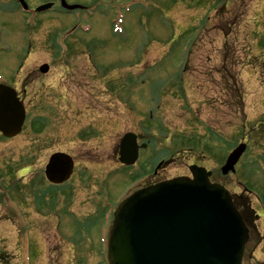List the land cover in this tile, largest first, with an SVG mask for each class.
Masks as SVG:
<instances>
[{"label":"rangeland","instance_id":"374dc122","mask_svg":"<svg viewBox=\"0 0 264 264\" xmlns=\"http://www.w3.org/2000/svg\"><path fill=\"white\" fill-rule=\"evenodd\" d=\"M65 1L83 7L91 0ZM188 2L116 0L114 10L94 14L96 31L64 40L72 49L58 58L41 45L65 20H36L29 61L11 78L26 87L30 122L14 138L0 136V264H105L97 235L103 212L140 186L187 174L190 164L210 170L248 210L242 264H264V0ZM117 4L125 20L109 37ZM66 18L65 30L77 21ZM45 61L48 74L27 72ZM36 117L46 123L38 133ZM129 131L151 143L124 167L116 151ZM241 142L247 147L236 172L222 176L226 155ZM56 151L75 160L63 188L43 175ZM161 159L169 163L154 174Z\"/></svg>","mask_w":264,"mask_h":264},{"label":"water","instance_id":"95a60500","mask_svg":"<svg viewBox=\"0 0 264 264\" xmlns=\"http://www.w3.org/2000/svg\"><path fill=\"white\" fill-rule=\"evenodd\" d=\"M23 121L24 109L15 92L0 88L2 135L18 134ZM244 149L241 144L230 153L222 174L234 171ZM119 150L122 163H134L139 150L135 136L125 134ZM72 168L68 155L55 153L45 175L50 182L61 183L69 178ZM189 170L191 179L159 182L118 205L107 242L108 264H241L247 234L228 192L209 183L211 173L203 167L192 165Z\"/></svg>","mask_w":264,"mask_h":264},{"label":"flooded vegetation","instance_id":"af4514ba","mask_svg":"<svg viewBox=\"0 0 264 264\" xmlns=\"http://www.w3.org/2000/svg\"><path fill=\"white\" fill-rule=\"evenodd\" d=\"M12 1L13 3H15V5H18L17 3H19L17 2V0H12ZM25 1L28 4V10H27L28 12L21 13L20 11L16 9V6H15L14 8L15 10L13 13L17 11L18 16L16 17L7 16V14L9 13V10H7V8H4L2 5H0V47H4L5 44L7 46L11 44L12 46L16 47L15 53L11 54L8 57V59H7V56H3V60H1V62L6 61V63L4 64V67L2 68L12 69V66H15L17 69L16 70L17 73L21 71L22 67L20 66L24 65L25 60L28 58L29 54L34 49L33 43H32V40L34 39V37L31 36V33L33 34V32L31 30H28L26 26L27 23H32V24L35 23L34 21L39 19L40 17L34 11V9L41 4L51 3L52 6H51V9H49V11H54V12H57L58 10L60 11V7H59L60 0H25ZM18 17H20V19H18ZM15 26H17L16 27L17 29H14ZM15 30H17L16 34H14ZM3 33L5 34V36H3L4 35ZM12 34H14L13 40H11ZM51 39H52L51 34L48 33L45 38V41H43L41 45L43 50L46 49L49 52L52 49H58L54 47L56 43L51 41ZM18 48L20 49L26 48V54L28 56L19 57L20 50H18ZM31 71H33V69L27 70L28 73H32ZM9 80L10 79L6 78V81H9ZM9 83H11L12 85L6 82V84L11 85V86L14 85L13 87H15V84L12 81H10ZM22 93H26L25 86L23 87V90L19 92V95H21Z\"/></svg>","mask_w":264,"mask_h":264}]
</instances>
